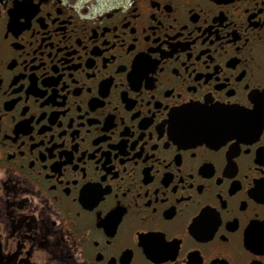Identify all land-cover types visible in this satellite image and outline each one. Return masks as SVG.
Returning <instances> with one entry per match:
<instances>
[{
  "label": "flooded vegetation",
  "instance_id": "1",
  "mask_svg": "<svg viewBox=\"0 0 264 264\" xmlns=\"http://www.w3.org/2000/svg\"><path fill=\"white\" fill-rule=\"evenodd\" d=\"M0 264H264V0H0Z\"/></svg>",
  "mask_w": 264,
  "mask_h": 264
},
{
  "label": "water",
  "instance_id": "2",
  "mask_svg": "<svg viewBox=\"0 0 264 264\" xmlns=\"http://www.w3.org/2000/svg\"><path fill=\"white\" fill-rule=\"evenodd\" d=\"M196 119L189 121L190 127L188 130L193 132V136L202 141H208L212 139L208 134L212 130H218L219 128L211 127L215 124L217 127L224 124H237L240 123L244 130L259 124L255 121L256 112H247L241 109L216 107L211 109H200L195 113ZM245 127L247 129H245Z\"/></svg>",
  "mask_w": 264,
  "mask_h": 264
}]
</instances>
